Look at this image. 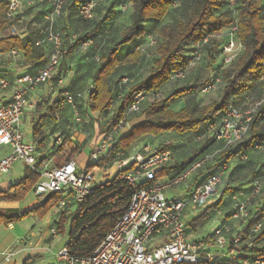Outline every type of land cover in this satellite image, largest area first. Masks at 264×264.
Wrapping results in <instances>:
<instances>
[{
    "label": "trees",
    "instance_id": "1",
    "mask_svg": "<svg viewBox=\"0 0 264 264\" xmlns=\"http://www.w3.org/2000/svg\"><path fill=\"white\" fill-rule=\"evenodd\" d=\"M88 1L95 2L91 17H85L81 12V7ZM177 0H129L131 10V21L121 32L119 38L108 39V43L100 48L94 55V70L91 81L86 87H73L67 82V76L58 70L64 60L71 56L76 47H89L103 38L101 25L105 21H99L93 29L94 34H86L78 39H70L68 42L64 37V27H60L59 20L64 16L65 11L69 15H76L78 20L91 21L95 17L98 8V0H65L61 13L55 18V28L62 36V56L59 65L56 67L53 80L60 79L66 81V88L77 93L86 91L90 85H95V89L84 97L77 99L78 107L85 104L89 111L104 112L114 105L115 97L110 84V78L121 63V51L126 46L141 42L149 34L148 23L160 22L164 20L174 9ZM40 7L36 20L38 22L34 38L25 37L27 30L21 35H9L4 32L13 24V17H9L10 0H0V55L23 53L24 69L17 71L15 65L0 67V77L15 78L17 75L34 74L38 69L46 66L49 62L52 46L44 41L37 45L36 41L46 36L44 31L47 22L46 16L53 11V0L39 1ZM184 11L181 16L173 22H168L160 28L161 41L158 45V57L150 73L139 82L132 84L121 96H117L119 104L116 112L107 124V131L112 130L120 120L126 124L130 121V116L143 113L144 120L132 125L128 132L116 133L110 149L96 163L88 165V169L95 166H106L114 162L129 157L131 147L141 137L145 135L158 136L164 132L177 135H190L193 142L198 143V150L187 159L177 161L176 164L165 165L161 171L156 173L155 178L165 177L174 179L184 172L191 163L204 153L218 151L212 162L200 169L195 177H202L206 180L209 176L221 172L222 182L219 185L220 197L213 203L205 205V209L197 216L188 221V232L197 230L206 221L212 220L215 214L221 210L223 201L222 185L225 180H233L232 175L242 167L252 161V153L260 146H264V102L256 107L252 119L248 123V131L242 143L228 148L214 138H208L207 128L212 122H221L222 117L232 108L245 110L252 107V104L261 100L264 93V0H237L234 9H231L228 0H181ZM42 8V9H41ZM18 14V13H17ZM234 24L238 25L237 36L243 43V50L235 57L231 64L224 65L222 59V47L226 41V33ZM91 32V31H90ZM209 35V39L203 44L204 37ZM201 44V56L196 59L197 45ZM15 50L16 53L12 51ZM140 51L135 49L126 56H131L135 61ZM204 55L215 74L207 80H197L194 83L186 84L175 89L167 97H162V88L173 83H178L186 78L188 69L199 63ZM68 71V70H66ZM183 72L184 77H177V73ZM218 80L221 93L218 99L199 105L195 100L189 102L181 109L175 110L170 107L172 99H177L184 95H195L202 91L212 81ZM143 92L146 97L141 102V109L138 112L128 113V108L135 101V96ZM150 100V104L144 107V103ZM254 103H249V101ZM41 104V103H40ZM71 109V106L63 103L62 99L55 98L45 107L39 105L36 110L37 118L33 127L35 139L42 143L46 136L42 129L44 122L59 120V113L64 109ZM62 113V112H61ZM73 113V110H72ZM74 117V113H73ZM74 119L71 124H73ZM55 126V125H54ZM63 128H67L63 127ZM62 129V127H61ZM60 130L58 128L56 131ZM55 129L49 135L53 134ZM55 131V132H56ZM106 131V132H107ZM54 132V133H55ZM105 132V133H106ZM69 134V133H68ZM72 140L69 136L65 143L59 146L53 145L47 148L42 159L65 154V159L57 164L67 162L78 155V147H72ZM170 149L172 154L179 150V147H162L156 150ZM224 165L228 167L224 169ZM257 172L261 174L247 183L241 185H230L228 198L235 203L234 197L237 195H249L252 190V183L255 180H262L264 177V163L258 164ZM132 167H127L128 171ZM263 170V171H262ZM40 180V174L28 167L27 174L17 183L11 184L7 189H0V202H17L25 198ZM227 181V182H228ZM152 180L142 179L137 184H130L127 179L119 178V174H113L101 181L92 194L77 203L73 212L63 211L60 220L57 222L58 233H65V226L69 222V240L66 246L71 254L75 256H89L98 246L106 233L114 226L118 218L125 212L132 195L142 187H147ZM221 189V190H220ZM263 196V197H262ZM262 199V207L250 219V214L243 221L240 228L231 226V222L238 219L231 217L235 210V204L229 219L223 220L218 226L228 225L229 232L226 234L229 241V248L208 247L215 252H223L225 260L231 264H240L244 260L254 263L260 259L264 262V245L258 244L263 240L262 233H254L255 226L264 219V185L262 193L252 199L250 205ZM61 194H53L44 204H38L29 210L18 213V211L0 212V224H11L22 220L31 213L45 216L50 209L59 201ZM249 205V206H250ZM249 210V207H248ZM214 214V215H213ZM227 215V216H228ZM217 226V227H218ZM207 232V231H206ZM214 230L204 236L196 237V240H208L212 237ZM79 234V236H77ZM253 239L252 243L248 240ZM91 237V240L88 238ZM239 237L240 240L235 242ZM88 241V242H86ZM209 241V240H208ZM210 242V241H209ZM235 250L230 255L231 250ZM226 262V263H227Z\"/></svg>",
    "mask_w": 264,
    "mask_h": 264
},
{
    "label": "built area",
    "instance_id": "2",
    "mask_svg": "<svg viewBox=\"0 0 264 264\" xmlns=\"http://www.w3.org/2000/svg\"><path fill=\"white\" fill-rule=\"evenodd\" d=\"M65 0H53V11L46 16L47 25L44 29L46 36L36 41L41 45L47 41L52 46L49 62L34 74L17 75L15 78L0 77V90H10L6 101H0V144L9 145L11 151L0 158V176L11 175L14 164L22 160L27 167L38 171L40 180L35 185L34 192L43 197L49 192L61 194L57 202L60 208L75 207L85 197L92 194L95 187L101 182L95 175L94 168L83 169L76 159H71L61 164H55L51 158L41 159L39 150L59 146L65 143L68 133L78 125L84 123V116L79 110L78 100L86 97L95 85H90L86 91L74 93L66 88V81L53 80L56 67L60 63L63 53L62 36L55 28V18L61 11ZM231 9H234L237 0H228ZM22 0H10L9 17L15 16L21 8ZM95 2L88 1L81 7L82 14L87 18L92 16ZM238 25L234 24L226 33V41L222 47V59L228 66L243 50L244 45L237 36ZM14 34H19L14 29ZM209 39L204 37L203 44ZM201 44L197 45L196 59L201 56ZM16 53L15 50L12 51ZM177 77H184V73H177ZM218 80L211 82L202 91H210L218 86ZM44 88V91H43ZM41 91V96L48 95L50 91L53 100L62 99L63 103L71 106L74 113V125L60 129L54 133L51 146L47 142L37 143L30 141L22 130L21 121L27 111H36L39 101L33 96L36 91ZM146 95L143 92L135 96V101L128 108V113L138 112L141 102ZM264 102V93L260 101L252 107L240 110L232 108L226 113L221 122H212L206 135L224 144L225 148L235 146L244 141L248 131V123L256 107ZM122 119L112 129L104 133L102 139L97 140L91 148L88 164L96 163L107 153L116 133H120L129 126ZM130 127V126H129ZM128 127V128H129ZM151 149L150 146L146 147ZM220 150L208 152L196 158L191 165L174 179L158 177L156 173L169 162L172 157L170 149L152 151L147 157L140 151L129 157L118 160L113 164L102 166L109 170L114 168L113 174L125 178L130 184H137L140 180H152L147 187L139 188L131 197L125 212L118 218L114 226L106 233L104 238L89 256H75L65 245L57 252L60 264H231L225 260L223 252L209 250L216 247L227 250L229 241L228 225L218 226L214 229L212 237L208 240L189 239L188 218L192 211L200 206L213 203L220 197L219 185L222 182L224 170L213 174L206 180L194 181L200 169L212 162L215 154ZM132 169L126 171L127 167ZM228 166L224 165V169ZM264 182L260 179L252 183L249 195H237L233 219H246L249 216L248 207L252 201L262 193ZM180 192L173 193L179 189ZM190 208L194 209L190 211ZM24 211V210H23ZM21 210L20 213H23ZM261 221L255 230L261 227ZM58 234L57 228L52 229ZM160 239L161 242H158ZM240 240L239 237L235 242ZM210 245V246H209ZM235 250L229 252L233 255ZM227 262V263H226ZM240 264H264L260 259L254 263L248 260Z\"/></svg>",
    "mask_w": 264,
    "mask_h": 264
},
{
    "label": "rangeland",
    "instance_id": "3",
    "mask_svg": "<svg viewBox=\"0 0 264 264\" xmlns=\"http://www.w3.org/2000/svg\"><path fill=\"white\" fill-rule=\"evenodd\" d=\"M28 1L24 0V7L19 9L18 14H16V16L14 17L15 19H13V24L4 32V34L13 35L15 29L19 34L14 35H21L24 32L23 29H26L27 35L25 37L35 39L37 35L34 33V30L37 29L38 24V22L35 20L37 17V13L40 11L37 7H40L39 1L42 0H33L32 2ZM183 11L184 7L181 3V0H177L174 4V9L164 20L160 22L148 23V28L150 31L149 34L144 38V40H142L141 42L133 43L132 45L123 48L120 54L121 63L110 78V84L113 89L114 96L117 97L123 95L132 84L139 82L150 73L151 69L154 66L155 60L158 57L157 49L161 41L160 28L168 22H173L176 18L182 15ZM130 14L131 10L129 0H98V8L95 12V17L91 21H80L77 19L76 15H69L67 17L68 13L65 11L64 16L59 20V25L60 27L65 26L64 37H66L65 39L68 42L70 41V39H78L89 33L94 34L93 29L95 28L97 23L99 21H105L100 27L103 33V38L101 40H98L95 44L91 43L89 47H76L72 55L68 56L61 64V66H59L58 70H62V73H65L67 75L65 77L68 79V83L70 82L71 85L75 88L86 87L90 83L91 75L95 67V53H97L100 48L108 43V39L119 38L121 32L129 25L131 21ZM135 49H138L141 53L139 57L134 61L131 56L127 57L126 55L129 52L134 51ZM10 65H15L17 71H22L24 69L23 53L17 52L16 54L8 53L0 55V67H9ZM214 74L215 71L211 68L209 61L207 60V55H204L203 59L199 63L188 69V71L186 72V78L182 79L178 83H173L169 86L163 87L162 97H167L169 94H171L172 91L186 84L194 83L197 80H207ZM218 86L211 89L210 91H199L195 95L188 94L177 99H172L170 107L172 109L178 110L194 100L199 105L210 103L218 99L220 96L221 89L217 88ZM51 94L52 93L48 91V95L41 96L40 94V96H37L36 99L42 97L43 99L41 101L46 100L45 103H47V101L53 100V96H51ZM116 97L114 105L102 113L89 111L85 104H82L79 107L80 112L84 116V124L81 127L77 126L79 134L72 140V147H78L79 153L77 155V160L84 167H86L88 164V156L86 155H89L90 153V147L86 146L89 145L91 141L96 140L99 137L101 138L107 131V124L112 118V115L115 114L117 106L119 104V101L118 99H116ZM249 103L251 104L254 102H251L250 100ZM148 104H150V100L144 103V107ZM39 105L41 106V104ZM41 108L43 107L41 106ZM66 108L67 109H64V111H61L62 113H59V119L62 121H60V124H62L59 125L60 127H65L67 123H72L74 119L72 110L68 109V107ZM34 114L35 113H32L31 115L33 116ZM141 120H144L143 113L131 115V122L129 126L138 123ZM48 124H50V121L48 122ZM32 126L33 123H31L29 119H22V130L27 136V139L30 141L33 140ZM128 127L126 129H128ZM126 131L127 130L124 129L120 133H125ZM147 146H150L151 149L147 150ZM165 146L179 147V150L172 155L169 162L166 164L167 166L174 165L177 163V161L193 156V153L199 148L198 143L193 142L190 135H184L182 137V135L172 134V132H164V134L158 136L145 135L141 137L133 144L130 150L132 154L140 151L145 157H147V155H149L152 151ZM10 151L11 147L9 145L0 144V158ZM66 153L67 151L65 152V154L63 153L61 155H55L53 161H56L57 163L61 162L65 159ZM252 161L253 162H248L242 167H237L238 170L232 175L231 178L233 180H225V182H223V201L220 207L221 212L220 214H218L219 217L217 218L223 217L227 212H231L234 207L233 201L228 198V195L230 194V185H243L250 181L249 179L261 175L257 172V169L259 167L255 166L264 163V146H260L252 153ZM14 170V176H12V174H3L0 176V189H7L11 184L16 183L18 180L23 178L28 172V167L26 166L24 161L19 160L14 164ZM100 171L101 173H98V175L97 173H95L96 177H104L103 180H105L106 177L113 175L114 168H110L106 171L105 168L100 166ZM12 172L13 171H11V173ZM262 176L264 177V171L262 172ZM178 192H180V187L179 189L174 190L173 193ZM262 197L261 200L259 199L257 200V202H253L252 205L249 206L250 219L257 211L261 209L263 199ZM39 201L40 198L37 197L34 191H31L25 198L19 201V206L24 208L22 209V211L29 210L32 207L38 205ZM192 210L194 209L190 208V211ZM1 211H4V209L0 208V212ZM52 213H49L47 217L46 215L41 217L39 214L31 213L24 217L21 222L16 221V227L11 229L15 233L27 232L32 225H39V230L42 233H46V235L50 238L54 237L51 246L53 251L57 252L58 249L66 245L68 236L64 233H58L55 235L53 234L51 225L46 223V221L47 218L51 217L52 224L54 225L56 224L55 222L59 220V216H53ZM225 217L228 216L226 215ZM69 222L70 219L67 220L66 226L69 225ZM261 223L262 225L259 229H254V233H256V235L257 233H262L264 231V219L263 221H261ZM242 224L243 221L239 219L235 221L233 220L231 222V226L235 228H240ZM207 226L208 224H203V226L201 225V228L198 229L195 234H189V239H193L195 236H200L201 234L205 235L206 231L208 230ZM216 226L211 223L209 225L210 230H214V227ZM254 238L255 236H252L251 239L248 240V243H252ZM258 244L264 245V238L262 241L260 240Z\"/></svg>",
    "mask_w": 264,
    "mask_h": 264
},
{
    "label": "crops",
    "instance_id": "4",
    "mask_svg": "<svg viewBox=\"0 0 264 264\" xmlns=\"http://www.w3.org/2000/svg\"><path fill=\"white\" fill-rule=\"evenodd\" d=\"M25 1H28V0H25ZM32 1L33 0H29L28 2H32ZM22 7H24V0H22L21 8ZM40 92H41L40 90L36 91L35 93H33L34 94L33 96H35V97L40 96V94H41ZM9 93H10V90H0V101H6L8 96H9ZM39 99H40L39 101H41L43 98L39 97ZM45 101H43V103H41V106L44 109L42 112L45 111V107L49 103L51 104V101H47V103H45ZM39 104H40V102H39ZM32 113H35V114L32 116L31 115ZM23 118H24V120L29 119L30 122L33 123V126H32L33 141L39 143L41 140L38 141L37 139H35L34 131H33V127L35 125L36 118H37L36 111H27L25 113V115L23 116ZM49 121H50V124H48ZM49 121L47 120L46 122H44L42 129L44 130L43 136H46L44 141L47 142V145L50 147L51 144H53L52 140H53L54 132L58 128L61 129V127L59 125H62V124H60V121H61L60 119L56 122H53L51 120H49ZM130 122L131 121H129V123ZM83 124L78 125V126L81 127ZM73 125H74V122H73V124H71L69 122V123H67V128L69 126H73ZM130 127L128 129H125V130H127L126 132H128ZM53 128L55 129V131L53 132V134L49 135V133L52 132ZM62 129H66V128L62 127ZM78 134H79V130L77 129V126H76L68 134L70 141L73 140L74 137L77 136ZM102 137L101 138L99 137L98 139L91 141V143H89V145H87L86 147H90V151H91V148L94 146V144L97 142V140L102 139ZM46 150H47V148L39 150L40 158L43 154L46 153ZM86 156L89 157V155H86ZM77 157L78 156H75V158H73V159L77 160ZM49 158L54 160V157H49ZM44 159H46V158H44ZM54 163L57 164L56 162H54ZM88 165L89 164H87L86 167L81 165L82 166L81 168L88 169ZM12 171L13 172L11 174H12V176H14L15 175L14 174L15 173L14 167H13ZM94 171H95V173H97V175H98V173H101L100 167H95ZM202 177L197 176V177H195L194 181H201ZM98 179H99V181H103L104 177L103 178L99 177ZM37 197L40 198V200L42 199V197H40V196H37ZM19 204H20L19 201H17V202H0V208L4 209V211H16V212L18 211V213L20 214L21 210L24 208L19 206ZM39 204H41L40 201H39ZM74 209H75V207L60 208L57 206V203H56L50 209V211L46 214V217L49 213L53 212L52 215L53 216L58 215L59 220H60L63 211L66 210L69 212H73L72 210H74ZM204 209H205V206H200L196 209V211H192V213L189 215L188 221H190L193 217L199 215ZM4 211H2V212H4ZM220 212H221V210L218 212V214H220ZM228 213L229 212H227L226 215H228ZM218 214H215V215L213 214L214 217L212 220H208L205 223H203V224H208V226H207L208 230L206 232L207 234H209L211 231H213V230H210V227H209V225L211 223H213V225H215V226L216 225L218 226L221 222H223V220H228L230 218L229 215H228V217H225L226 215H224L223 217L217 218V217H219ZM58 221H56L55 222L56 224L53 225L52 219H51V217H49V218H47L46 223L51 225V230H52L54 228H57V222ZM19 222H21V220ZM203 224H202V226H203ZM14 227H16L15 222L8 224V225L0 224V264H5V262H6V264H60L59 261L57 260V252L61 248L58 249L57 252H55V251H53L52 246H51L54 237L50 238L46 235V233L45 234L42 233L39 230V225H36V224L32 225L31 228L27 232L15 233L11 229ZM216 227H214V229ZM200 228H201V226H199L197 228V230ZM65 230H66V232L64 234H66L68 236V240H69V235H68L69 225L65 226ZM197 230L193 229V231L191 233L195 234ZM200 236H204V235L201 234ZM200 236H195L194 238L200 237ZM161 240L162 239H160L158 242H161ZM211 247L218 249V247H216L215 245H212Z\"/></svg>",
    "mask_w": 264,
    "mask_h": 264
},
{
    "label": "water",
    "instance_id": "5",
    "mask_svg": "<svg viewBox=\"0 0 264 264\" xmlns=\"http://www.w3.org/2000/svg\"><path fill=\"white\" fill-rule=\"evenodd\" d=\"M51 196H52V192L47 193L46 195L42 197V199L40 200V203L44 204L46 201L50 199ZM77 236H79V234Z\"/></svg>",
    "mask_w": 264,
    "mask_h": 264
},
{
    "label": "clouds",
    "instance_id": "6",
    "mask_svg": "<svg viewBox=\"0 0 264 264\" xmlns=\"http://www.w3.org/2000/svg\"><path fill=\"white\" fill-rule=\"evenodd\" d=\"M88 239L91 240V237H89ZM86 242H88V241H86ZM9 259H10V258H9ZM5 264H6V262H5Z\"/></svg>",
    "mask_w": 264,
    "mask_h": 264
}]
</instances>
